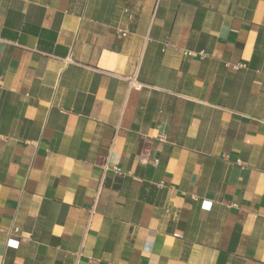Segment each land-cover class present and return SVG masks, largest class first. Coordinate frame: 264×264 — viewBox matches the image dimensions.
<instances>
[{"label": "crops", "instance_id": "crops-1", "mask_svg": "<svg viewBox=\"0 0 264 264\" xmlns=\"http://www.w3.org/2000/svg\"><path fill=\"white\" fill-rule=\"evenodd\" d=\"M0 264H264V0H0Z\"/></svg>", "mask_w": 264, "mask_h": 264}, {"label": "built area", "instance_id": "built-area-1", "mask_svg": "<svg viewBox=\"0 0 264 264\" xmlns=\"http://www.w3.org/2000/svg\"><path fill=\"white\" fill-rule=\"evenodd\" d=\"M124 35H125V34L122 33V36H124ZM184 54L187 55V56H192V53H190V52H185ZM201 55H202L203 57H206V56H207L206 54H203V53H201ZM113 170H114L116 173H119V170H118L116 167H114Z\"/></svg>", "mask_w": 264, "mask_h": 264}]
</instances>
